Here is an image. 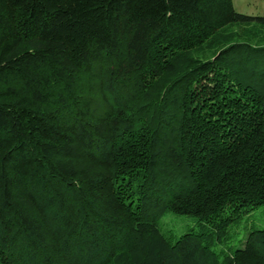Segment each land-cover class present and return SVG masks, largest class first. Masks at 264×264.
<instances>
[{"label":"trees","instance_id":"1","mask_svg":"<svg viewBox=\"0 0 264 264\" xmlns=\"http://www.w3.org/2000/svg\"><path fill=\"white\" fill-rule=\"evenodd\" d=\"M261 207L264 17L0 0V264H264V227L231 254L204 228ZM168 214L200 230L167 237Z\"/></svg>","mask_w":264,"mask_h":264},{"label":"rangeland","instance_id":"2","mask_svg":"<svg viewBox=\"0 0 264 264\" xmlns=\"http://www.w3.org/2000/svg\"><path fill=\"white\" fill-rule=\"evenodd\" d=\"M235 9L247 16L264 17V0H233ZM242 26L234 25L229 27L224 33L238 32ZM261 36L260 35H256ZM242 38V37H237ZM211 49L197 50L193 52V56L204 58L212 55ZM201 225L194 217L185 215L168 214L161 220L160 228L163 234L167 237L177 239L182 234L189 230H200ZM264 227V207H261L249 214H243L238 220L232 222L226 232L221 235L217 234V230L211 225H205V232L209 236H213V249L221 254H231L236 249L242 248L245 245L247 236L252 230ZM224 256H222V259Z\"/></svg>","mask_w":264,"mask_h":264}]
</instances>
